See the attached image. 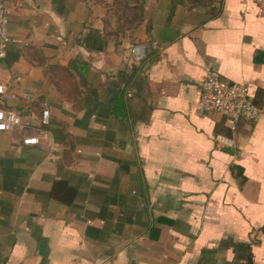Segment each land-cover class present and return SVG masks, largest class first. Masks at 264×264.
Segmentation results:
<instances>
[{
    "label": "crops",
    "instance_id": "crops-1",
    "mask_svg": "<svg viewBox=\"0 0 264 264\" xmlns=\"http://www.w3.org/2000/svg\"><path fill=\"white\" fill-rule=\"evenodd\" d=\"M2 1L0 109L22 127L0 132V264H264V0L213 18L144 0L130 37L84 4ZM208 70L245 85L259 120L199 116Z\"/></svg>",
    "mask_w": 264,
    "mask_h": 264
},
{
    "label": "built area",
    "instance_id": "built-area-1",
    "mask_svg": "<svg viewBox=\"0 0 264 264\" xmlns=\"http://www.w3.org/2000/svg\"><path fill=\"white\" fill-rule=\"evenodd\" d=\"M9 7L6 1L0 2V59L6 52L7 45L12 41L9 30ZM137 59L144 53L140 47L133 49ZM5 94V85L0 81V96ZM42 124L49 125L51 112L48 103L43 104ZM197 114L201 117L217 113L227 119L232 131H236L240 121L256 122L262 114V109L254 104L250 98L249 90L245 85L224 79L214 70H208L201 83L200 97L197 103ZM22 127L21 117L10 110L0 109V132L12 131ZM37 138H26L24 144H38ZM217 142L232 146L233 141L223 135L217 136Z\"/></svg>",
    "mask_w": 264,
    "mask_h": 264
},
{
    "label": "rangeland",
    "instance_id": "rangeland-1",
    "mask_svg": "<svg viewBox=\"0 0 264 264\" xmlns=\"http://www.w3.org/2000/svg\"><path fill=\"white\" fill-rule=\"evenodd\" d=\"M128 0H65L64 9L71 10L78 4H84L93 11L97 10L98 19L103 15L106 22L108 33H114L118 36L130 37L142 23L139 7L141 1L135 3V6H128ZM62 6V5H61ZM215 6L220 8V0H216Z\"/></svg>",
    "mask_w": 264,
    "mask_h": 264
},
{
    "label": "trees",
    "instance_id": "trees-1",
    "mask_svg": "<svg viewBox=\"0 0 264 264\" xmlns=\"http://www.w3.org/2000/svg\"><path fill=\"white\" fill-rule=\"evenodd\" d=\"M64 1L65 0H56V4L60 5V10H59L60 14L65 13V9L63 6ZM138 1L139 0H128L127 5L135 6L136 5L135 3H138ZM140 1H141V5L139 7V10L141 13V20L139 21V24L141 23L142 20H144V0H140ZM182 1H184V3L187 4L191 9H199L204 11L209 16V18H213L217 16L221 11V8H217L215 6L216 0H182ZM101 39H102L101 33L97 30H92L86 37L85 42L87 44L92 43L91 44L92 48L95 50H102L103 47H102ZM262 231L264 233V227L262 228Z\"/></svg>",
    "mask_w": 264,
    "mask_h": 264
}]
</instances>
